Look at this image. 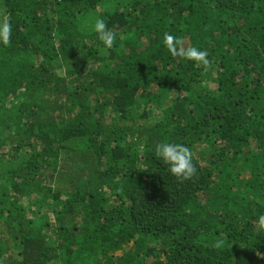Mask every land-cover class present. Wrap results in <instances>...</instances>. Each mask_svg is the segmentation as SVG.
I'll list each match as a JSON object with an SVG mask.
<instances>
[{
  "label": "trees",
  "instance_id": "16d2710c",
  "mask_svg": "<svg viewBox=\"0 0 264 264\" xmlns=\"http://www.w3.org/2000/svg\"><path fill=\"white\" fill-rule=\"evenodd\" d=\"M3 22L0 264H264V0H0Z\"/></svg>",
  "mask_w": 264,
  "mask_h": 264
},
{
  "label": "clouds",
  "instance_id": "9594fccd",
  "mask_svg": "<svg viewBox=\"0 0 264 264\" xmlns=\"http://www.w3.org/2000/svg\"><path fill=\"white\" fill-rule=\"evenodd\" d=\"M12 23H0V43L8 45L12 35ZM98 34L99 39L106 48H111L116 35L107 29L104 20L97 19L92 29ZM165 45L172 55L181 54L177 48L179 38L171 34H165ZM186 59L193 60L199 64H203L205 68L209 65L208 51L206 49H197L195 47L187 49L182 53ZM155 155L165 164L168 171L174 176L182 179H190L196 174V166L193 163V153L190 148L181 143L161 142L156 146ZM260 226L264 227V215L260 218Z\"/></svg>",
  "mask_w": 264,
  "mask_h": 264
}]
</instances>
